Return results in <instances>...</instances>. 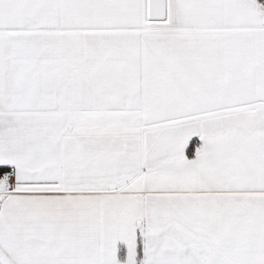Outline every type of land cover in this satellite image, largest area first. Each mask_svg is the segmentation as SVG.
Returning a JSON list of instances; mask_svg holds the SVG:
<instances>
[{
    "label": "snow or ice",
    "instance_id": "snow-or-ice-1",
    "mask_svg": "<svg viewBox=\"0 0 264 264\" xmlns=\"http://www.w3.org/2000/svg\"><path fill=\"white\" fill-rule=\"evenodd\" d=\"M0 264H264V0H0Z\"/></svg>",
    "mask_w": 264,
    "mask_h": 264
}]
</instances>
